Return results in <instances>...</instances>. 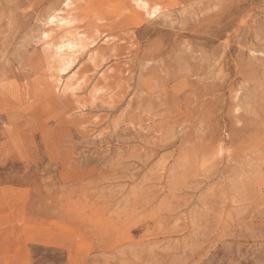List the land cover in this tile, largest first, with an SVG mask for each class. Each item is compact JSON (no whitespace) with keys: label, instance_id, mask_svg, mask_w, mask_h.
Wrapping results in <instances>:
<instances>
[{"label":"rangeland","instance_id":"374dc122","mask_svg":"<svg viewBox=\"0 0 264 264\" xmlns=\"http://www.w3.org/2000/svg\"><path fill=\"white\" fill-rule=\"evenodd\" d=\"M66 1L0 0V264H264V0H69L63 94Z\"/></svg>","mask_w":264,"mask_h":264},{"label":"bare ground","instance_id":"6f19581e","mask_svg":"<svg viewBox=\"0 0 264 264\" xmlns=\"http://www.w3.org/2000/svg\"><path fill=\"white\" fill-rule=\"evenodd\" d=\"M66 2L64 8L49 17L48 22H46L50 32L53 33L50 36L51 40L48 47H50L51 62L55 65L53 66L55 71V82L59 84L63 94L73 93L74 90L77 89V83L80 79L77 76H71L70 78L65 77H67L66 74L68 70L77 62L79 54L87 47V45L83 43L84 39L78 37L80 34L77 35L72 33L70 30L72 24L74 25V21L72 20L73 17L71 18L69 15L68 8H71L73 3L69 0ZM130 3L131 5L129 6L131 11L137 16H143L148 19L156 17L157 15V6L150 4L147 0H130ZM90 45L93 47L92 44ZM94 60L95 58L93 57L92 61L94 62ZM51 69L50 72L52 73Z\"/></svg>","mask_w":264,"mask_h":264}]
</instances>
